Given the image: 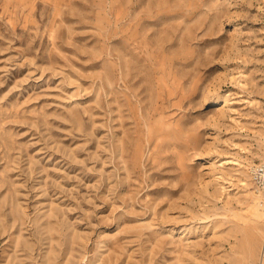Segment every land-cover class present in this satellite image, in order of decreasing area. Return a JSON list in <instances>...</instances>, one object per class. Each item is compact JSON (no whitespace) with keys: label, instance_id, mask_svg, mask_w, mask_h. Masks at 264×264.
I'll use <instances>...</instances> for the list:
<instances>
[{"label":"rangeland","instance_id":"obj_1","mask_svg":"<svg viewBox=\"0 0 264 264\" xmlns=\"http://www.w3.org/2000/svg\"><path fill=\"white\" fill-rule=\"evenodd\" d=\"M262 162L264 0H0V264H264Z\"/></svg>","mask_w":264,"mask_h":264},{"label":"built area","instance_id":"obj_2","mask_svg":"<svg viewBox=\"0 0 264 264\" xmlns=\"http://www.w3.org/2000/svg\"><path fill=\"white\" fill-rule=\"evenodd\" d=\"M251 175L257 190L264 194V162L255 164L251 169Z\"/></svg>","mask_w":264,"mask_h":264},{"label":"bare ground","instance_id":"obj_3","mask_svg":"<svg viewBox=\"0 0 264 264\" xmlns=\"http://www.w3.org/2000/svg\"><path fill=\"white\" fill-rule=\"evenodd\" d=\"M250 175H251V173H250ZM251 176H252V175H251ZM261 195H263V194L260 193V194L255 198V205H254L253 210H255L257 207H260V202L257 201V200H258V197H260ZM263 216H264V215H262V216L258 215V216H256V217H258V219H259V218H262Z\"/></svg>","mask_w":264,"mask_h":264}]
</instances>
